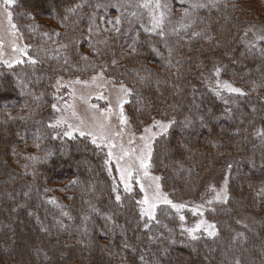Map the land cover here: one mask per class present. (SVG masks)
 Masks as SVG:
<instances>
[{
    "label": "trees",
    "instance_id": "obj_1",
    "mask_svg": "<svg viewBox=\"0 0 264 264\" xmlns=\"http://www.w3.org/2000/svg\"><path fill=\"white\" fill-rule=\"evenodd\" d=\"M13 8L20 23L30 15L59 22L77 61L89 17L107 9L108 0H15ZM255 20H264V0H221L196 13L190 37H162L122 22L97 52L107 73L130 86L127 112L135 126L174 121L154 145L164 186L197 199L226 176L231 194L259 221L241 229L236 245L264 264V53L242 39ZM51 68L45 65L26 90L0 71V264H233L207 240L152 238L130 195L116 200L98 149L51 136ZM217 69L244 93L230 105L210 86ZM24 148L33 149L27 167H14ZM69 180L64 204L46 201L48 185ZM219 221L221 237L240 229L235 215Z\"/></svg>",
    "mask_w": 264,
    "mask_h": 264
},
{
    "label": "rangeland",
    "instance_id": "obj_2",
    "mask_svg": "<svg viewBox=\"0 0 264 264\" xmlns=\"http://www.w3.org/2000/svg\"><path fill=\"white\" fill-rule=\"evenodd\" d=\"M217 2L221 0H108L107 9L89 17L85 35L86 45L76 48L78 60L75 61L69 55L68 42L61 35L59 22L30 15L29 21L20 23L15 17L14 4L7 6V10L12 13L9 20L3 0H0V71L10 72L21 88L26 90L32 83L39 82V78L43 77L45 65L51 64L53 67L49 79L51 89L48 90L51 115L46 122L49 133L59 141L84 139L98 149L103 156L105 173L116 196L130 195L136 204L141 227L150 228L152 238L184 239L202 244L207 240L214 246L215 249L212 247L214 251L220 250L219 255L224 257V260L233 264H254L251 258L237 247L236 241L243 234L241 229L249 231L259 226L256 216L245 210L231 194L226 176L218 183L211 184L206 193L197 199L176 197L164 186L161 173L154 165V145L159 137L165 136L170 126L164 131L153 125L156 121L170 125V120L154 118L145 125L135 126L127 112L131 96L130 86L107 73L101 66L99 60L101 58L97 52L98 46H102L106 37L116 31L122 22L135 21L144 31L162 37L172 34L190 37L197 32L196 13L206 5ZM157 3L160 4L159 8L156 7ZM117 19L118 24L115 23ZM41 23H46L48 27H42ZM23 26L25 30L22 29ZM242 39L253 52L263 54L264 20L250 22ZM212 80L213 83L210 82L212 89L230 105L237 92L230 91L227 86L236 88L234 84L217 74V71ZM124 89L129 90L128 94H125ZM1 90L0 86V92ZM120 105L123 106V115L127 117L126 123L121 122ZM233 110L234 108L229 107L227 112L232 114ZM146 128H150L151 132L146 133L144 131ZM66 132L71 135H65ZM81 132L85 134L81 135ZM142 136L152 138L144 140L141 139ZM93 139L96 143H93ZM149 143L150 157L146 147ZM25 149L24 151L21 149L22 152L16 159L13 157L14 167L21 169L27 167L33 149ZM142 159L148 165L147 169L142 167ZM121 170H125V180L131 191L125 189ZM128 172H131L130 178ZM155 177L160 179L157 181ZM225 180L227 203L214 199L216 192H221L223 197ZM71 185L70 180L51 183L48 185L50 195L46 201L55 206L64 204ZM211 188H215V191H211ZM157 192L161 198L166 196L174 204L185 206L179 210L174 209L171 205L154 199ZM145 195L150 203L157 205L155 219L141 212L147 205L138 202L142 201ZM209 200L212 201L211 204L208 203ZM228 214L235 215L240 229L233 230L231 238H224L219 234L221 226L219 219L222 215L227 217ZM181 216L184 217L183 220L180 219ZM201 221L204 224L192 234L197 237L193 239L186 229L194 228ZM208 224L215 225V236H210L205 231ZM10 256L6 255L4 259Z\"/></svg>",
    "mask_w": 264,
    "mask_h": 264
},
{
    "label": "snow or ice",
    "instance_id": "obj_3",
    "mask_svg": "<svg viewBox=\"0 0 264 264\" xmlns=\"http://www.w3.org/2000/svg\"><path fill=\"white\" fill-rule=\"evenodd\" d=\"M14 3H15V0H3V4L5 5V12H6L9 20H11L12 13L7 10V6L12 5ZM144 6L147 7V5H144ZM156 7L159 8L160 7V4L157 3ZM115 23L118 24L119 23V20L117 19V21H115ZM157 23H159V21H157ZM13 27H15V25H13ZM83 58L84 59H87V57H83ZM32 63H35V61H32ZM113 63H116V61L114 60ZM218 73H219V69H217V74ZM93 79H95V77ZM78 82L79 81H77V83ZM227 87H229V90L230 91L238 92L241 95L244 94V93L241 92L240 89L231 88L230 86H227ZM124 92H125V94H128L129 90L128 89H124ZM53 107H55V105H53ZM120 108H121V122L122 123H126L127 122V117H125L123 115V106L120 105ZM173 122H170V123H173ZM169 126H170L169 124H163V123H161L159 121L154 122V125H153V127H159L161 129H163L164 131H166ZM144 131L146 133H150L151 132V129L150 128H146ZM84 134L85 133L81 132V135H84ZM65 135H71V133H67L66 132ZM89 135H90V133H89ZM151 138H152L151 136H142L141 137V139H144V140H150ZM93 143H96V140L95 139H93ZM146 147L148 148V155L150 157V155H151V145H150V143L149 144H146ZM109 155H111V153H109ZM141 164H142V167H144L145 169H147L148 165L144 162L143 159L141 160ZM228 167H229V169H231L232 165H228ZM147 174H148L147 171H145V175H147ZM128 176H129V178L131 177V172H128ZM121 179L125 181V189L127 191H131V188H130L127 180H125V170H121ZM154 179H156L158 181L160 178L159 177H155ZM157 189H159V184H157ZM210 190L211 191H215V188H211ZM46 191H47V189H46ZM222 191L224 193L223 194V197L221 195V192H216V195H215L214 199L216 201H218V202L222 200L224 203H227V200H228V197H227V180H225V188ZM154 199L161 200V202H163L165 204H169V205H171L172 208L177 209V210H179V209H181V208H183L185 206L183 204H179V205L178 204H174L172 201L168 200L166 196H164L163 198H161L159 192H157V193L154 194ZM116 200L117 201L120 200V196L119 195L116 196ZM138 203L143 204V205H147L146 208H142L141 209V212H142L143 215H147L151 219H155V209L157 207L156 203H150L149 202V198L147 197V195H145L144 199L142 201H139ZM208 203L211 204L212 201L209 200ZM180 219L183 220L184 217L181 216ZM203 224H204V222L201 221L194 228H192V229H186V231H188L189 234L192 235L193 233H195L196 231H198ZM214 229H215V225H213V224H208L205 227V231H207L208 232V235H210V236H215L216 235V232H215ZM192 238L193 239H196L197 237L195 235H192Z\"/></svg>",
    "mask_w": 264,
    "mask_h": 264
}]
</instances>
